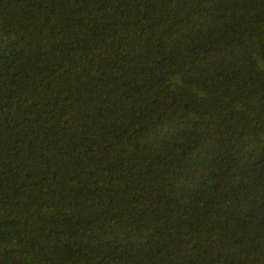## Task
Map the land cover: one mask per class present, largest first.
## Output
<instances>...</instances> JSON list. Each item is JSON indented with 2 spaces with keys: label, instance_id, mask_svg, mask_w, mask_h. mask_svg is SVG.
<instances>
[{
  "label": "trees",
  "instance_id": "obj_1",
  "mask_svg": "<svg viewBox=\"0 0 264 264\" xmlns=\"http://www.w3.org/2000/svg\"><path fill=\"white\" fill-rule=\"evenodd\" d=\"M0 264H264V0H0Z\"/></svg>",
  "mask_w": 264,
  "mask_h": 264
}]
</instances>
